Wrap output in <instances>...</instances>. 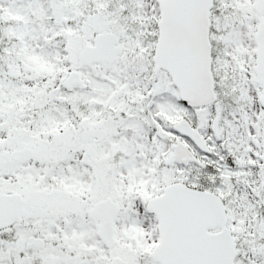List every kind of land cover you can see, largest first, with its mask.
Returning <instances> with one entry per match:
<instances>
[{"label":"snow or ice","instance_id":"6c2138e0","mask_svg":"<svg viewBox=\"0 0 264 264\" xmlns=\"http://www.w3.org/2000/svg\"><path fill=\"white\" fill-rule=\"evenodd\" d=\"M0 264H264V0H0Z\"/></svg>","mask_w":264,"mask_h":264}]
</instances>
